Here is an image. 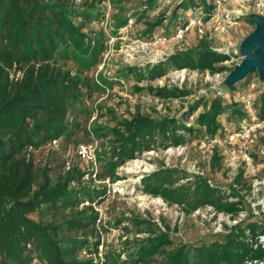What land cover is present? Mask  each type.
<instances>
[{
    "label": "rangeland",
    "instance_id": "obj_1",
    "mask_svg": "<svg viewBox=\"0 0 264 264\" xmlns=\"http://www.w3.org/2000/svg\"><path fill=\"white\" fill-rule=\"evenodd\" d=\"M83 1L78 0L77 9L79 12L85 11L92 18L91 22L85 19L76 21L86 26V32L96 42V50L86 58L73 54L59 60L60 76L67 84L68 98L44 115L51 134L39 149L29 150L28 157L34 161L37 169L49 168L54 181L74 169L86 173L75 186L83 193L90 191L93 197L79 210L87 207L99 215L97 239L101 241V246L97 256L91 258L104 261L106 254L122 252L125 239L131 246L136 240L151 236L147 227L149 222L155 224V233L165 232L169 226L173 230L170 237L176 246L195 248L224 241L230 228L235 225L230 216L220 213L214 216L210 209L187 213L183 206L169 205L163 198L144 191V178L166 168L186 171L190 176L177 186L194 180L196 175L207 178L230 202L241 203L240 214L245 217L239 214L236 219H242V228L248 229L252 222L264 227V131L254 144L255 161L251 169L245 168L234 157L224 137L217 143L200 130L189 133L181 129L179 134L185 137L186 143L179 148L156 147L123 166L113 169L109 165L112 130L138 112L155 120L176 119L180 127L190 126L204 111L200 108L192 117H188L190 106L199 100L210 103L220 97L227 107L220 121L228 130L239 125L240 118L232 115L235 109L244 111L247 116L260 114L264 83L260 81L257 71L230 91L223 87L228 74L243 60L235 46L255 30L253 22L249 19L232 36L234 50L231 59L218 65L225 70L217 73L177 70L171 68L168 62L177 53L194 49L202 42L216 50L220 42L199 39L193 33L190 41L188 37L185 43L172 41L166 47L145 52L142 43L150 38L148 24L164 19L153 33H160L162 28L171 33L183 21H179L181 13L184 19H188L185 14L200 3L205 5L207 0H154L151 4L147 0H106L90 11L82 6ZM185 3L189 7H182ZM125 21H128V25L121 28V23ZM159 64H165L167 75L156 80L148 79L149 69ZM129 67L139 68L147 77L141 80L134 73H128ZM150 87L186 89L189 94L183 98L164 99L151 93ZM137 88L143 90L138 91ZM84 146L95 154V164L80 157V148ZM216 150L222 157L220 165L213 161ZM136 164L143 167L138 170ZM241 173L243 179L236 181ZM257 182L261 183L263 189L260 198L254 187ZM32 218L37 222L55 224L64 218L70 219L71 215L68 211L55 214L45 206ZM74 236L83 237L81 233ZM90 253L94 251L84 252L82 257L88 258ZM126 257V254L122 255L123 260ZM34 264L45 263L38 261Z\"/></svg>",
    "mask_w": 264,
    "mask_h": 264
},
{
    "label": "trees",
    "instance_id": "obj_2",
    "mask_svg": "<svg viewBox=\"0 0 264 264\" xmlns=\"http://www.w3.org/2000/svg\"><path fill=\"white\" fill-rule=\"evenodd\" d=\"M105 1L84 0L82 6L90 11ZM77 7L78 0H0V264L38 261L45 264H248L264 260V249L255 248L247 235L250 231L256 239L264 234V227L257 222L250 223L248 229L242 228L240 223L230 228L223 242L195 248L176 246L169 226L165 232L155 233V224L149 222L151 236L138 239L131 246L125 239L122 252L108 253L104 261L91 258L97 256L101 246L97 239L99 215L87 207L79 210L93 197L90 191L83 193L75 186L86 173L74 169L54 181L49 168L37 169L28 157L29 150L39 149L51 134L44 115L68 98L59 60L73 54L86 58L96 50V42L86 32V26L76 21L85 19L90 23L92 18L85 11L79 12ZM182 7L189 5L185 3ZM163 22L164 19H160L148 24L149 37ZM127 25L125 21L120 27ZM230 59V55L219 53L202 42L194 49L177 53L168 62L177 70L217 73L225 70L218 65ZM127 72L141 80L147 77L139 68L129 67ZM166 75L165 64H159L149 69L147 78L156 80ZM150 92L164 99L189 94L186 89L169 87H150ZM261 102L259 116L264 120V94ZM200 108L204 111L190 126L180 127L176 119L155 120L140 112L122 121L112 130L110 167L123 166L156 147L167 149L184 145L186 139L179 134L180 129L189 133L200 130L208 139L225 137L228 129L220 118L227 107L222 99L195 102L188 108V117ZM232 115L240 118L239 125L247 117L244 111L237 109ZM213 161L218 165L222 161L217 150ZM189 178L186 171L161 169L144 178V191L163 198L169 205L183 206L187 213L208 205L232 218L242 211L240 202H230L205 177L196 175L194 180L177 186L181 180ZM240 179L243 173L236 181ZM45 206L55 214L68 211L71 218L55 224L37 222L32 216ZM75 233L83 237L74 236ZM91 251L94 253H90V257H82L84 252ZM124 254L127 255L125 260L122 259Z\"/></svg>",
    "mask_w": 264,
    "mask_h": 264
},
{
    "label": "built area",
    "instance_id": "obj_3",
    "mask_svg": "<svg viewBox=\"0 0 264 264\" xmlns=\"http://www.w3.org/2000/svg\"><path fill=\"white\" fill-rule=\"evenodd\" d=\"M250 13L264 16V0H207L205 5L200 3L191 12L185 14L188 19H184V15L181 13L179 21H183L171 33L166 32V29L162 28L160 33L151 36L146 42L142 43V50L150 52L152 49L166 47L172 41L185 43L186 38L189 37L190 41L192 34L195 33L199 39L220 42L219 48L214 50L231 56L234 48L232 36L244 23L248 22ZM248 104L251 105V103ZM258 115L256 116L255 113L249 114L237 128L227 130L224 137L234 157L244 164L247 169L254 167V144L264 131V120ZM219 139L221 140L222 136L212 139V142L218 143ZM79 155L86 162L96 163V156L92 154L88 147H81ZM230 165L234 166L233 163H230ZM254 187L260 198V192H263L261 183L257 182ZM202 209H210L214 216L219 213L228 215L209 205L194 212H200ZM239 214L235 218H232V215H228L234 220V226L242 221V219H236ZM243 216L244 214H240V217ZM247 235L255 248L261 247L264 249V234L259 235L256 239H253L250 231H247ZM248 264H264V260H254L248 262Z\"/></svg>",
    "mask_w": 264,
    "mask_h": 264
},
{
    "label": "water",
    "instance_id": "obj_4",
    "mask_svg": "<svg viewBox=\"0 0 264 264\" xmlns=\"http://www.w3.org/2000/svg\"><path fill=\"white\" fill-rule=\"evenodd\" d=\"M248 16L255 25V30L240 45L235 46V50H238L243 60L226 77L223 83L226 91H230L256 71L260 81L264 83V16L254 13Z\"/></svg>",
    "mask_w": 264,
    "mask_h": 264
},
{
    "label": "bare ground",
    "instance_id": "obj_5",
    "mask_svg": "<svg viewBox=\"0 0 264 264\" xmlns=\"http://www.w3.org/2000/svg\"><path fill=\"white\" fill-rule=\"evenodd\" d=\"M137 169L139 170L140 168H142L143 166L141 164H136Z\"/></svg>",
    "mask_w": 264,
    "mask_h": 264
}]
</instances>
